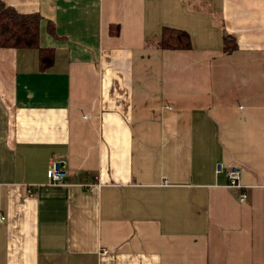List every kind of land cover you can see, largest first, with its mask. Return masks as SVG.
I'll return each instance as SVG.
<instances>
[{
	"label": "crops",
	"instance_id": "0c3cea01",
	"mask_svg": "<svg viewBox=\"0 0 264 264\" xmlns=\"http://www.w3.org/2000/svg\"><path fill=\"white\" fill-rule=\"evenodd\" d=\"M0 1V264H264V0Z\"/></svg>",
	"mask_w": 264,
	"mask_h": 264
},
{
	"label": "trees",
	"instance_id": "16d2710c",
	"mask_svg": "<svg viewBox=\"0 0 264 264\" xmlns=\"http://www.w3.org/2000/svg\"><path fill=\"white\" fill-rule=\"evenodd\" d=\"M41 21L39 14H22L0 1V47L36 48L40 53L42 68H49L53 64L55 53L40 45ZM229 40L225 36V52L233 51L237 47L235 43L227 48ZM158 46L161 49H188L191 46L190 36L186 31L165 27Z\"/></svg>",
	"mask_w": 264,
	"mask_h": 264
},
{
	"label": "built area",
	"instance_id": "2783aa9c",
	"mask_svg": "<svg viewBox=\"0 0 264 264\" xmlns=\"http://www.w3.org/2000/svg\"><path fill=\"white\" fill-rule=\"evenodd\" d=\"M217 173L225 172L229 187H242V176L243 171L238 166H231L228 169L222 164H219L216 169ZM67 172L64 168V165L60 161H52V164L49 169L48 177L50 184H62L64 183ZM239 199L241 202H246L248 200V194L246 191L240 194ZM5 217L0 216V223L4 222ZM109 252L108 249H102V254H107Z\"/></svg>",
	"mask_w": 264,
	"mask_h": 264
}]
</instances>
